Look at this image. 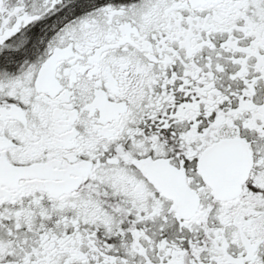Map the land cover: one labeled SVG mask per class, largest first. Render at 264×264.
Returning a JSON list of instances; mask_svg holds the SVG:
<instances>
[{
    "label": "snow or ice",
    "instance_id": "obj_1",
    "mask_svg": "<svg viewBox=\"0 0 264 264\" xmlns=\"http://www.w3.org/2000/svg\"><path fill=\"white\" fill-rule=\"evenodd\" d=\"M0 264H264V0H0Z\"/></svg>",
    "mask_w": 264,
    "mask_h": 264
}]
</instances>
